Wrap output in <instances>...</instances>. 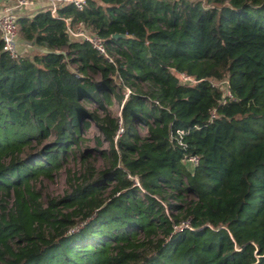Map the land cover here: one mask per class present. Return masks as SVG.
<instances>
[{
    "label": "trees",
    "instance_id": "trees-1",
    "mask_svg": "<svg viewBox=\"0 0 264 264\" xmlns=\"http://www.w3.org/2000/svg\"><path fill=\"white\" fill-rule=\"evenodd\" d=\"M15 24L34 52L0 39V264H264V0H85Z\"/></svg>",
    "mask_w": 264,
    "mask_h": 264
},
{
    "label": "built area",
    "instance_id": "built-area-1",
    "mask_svg": "<svg viewBox=\"0 0 264 264\" xmlns=\"http://www.w3.org/2000/svg\"><path fill=\"white\" fill-rule=\"evenodd\" d=\"M10 2V5L5 6L0 12V39L2 42L1 49L6 52L10 58L17 56L16 46V18L18 17V11L20 9H26L39 0H6ZM42 1V0H40ZM46 5L40 10H47L51 16H54L56 9L64 4H71L76 10H81L85 4V0H43ZM65 25V31L71 39H79L87 42L94 50L99 54L106 57L111 62V58L107 56L105 47L101 40L93 33L85 30L80 22L74 25L69 24V18L63 19ZM177 77L180 82L191 84L193 80L184 73H178ZM128 91V90H127ZM213 115V114H211ZM189 162L195 163L196 159L190 157ZM181 227H186L187 223L181 224ZM178 226V227H180Z\"/></svg>",
    "mask_w": 264,
    "mask_h": 264
},
{
    "label": "rangeland",
    "instance_id": "rangeland-1",
    "mask_svg": "<svg viewBox=\"0 0 264 264\" xmlns=\"http://www.w3.org/2000/svg\"><path fill=\"white\" fill-rule=\"evenodd\" d=\"M15 49L17 51V54L23 53V54L30 55L32 52H34L32 47L21 45L20 41L17 37H16ZM94 79L97 80L98 77L95 76ZM213 84L217 85L222 90V92H224V93L226 92L223 82H214L213 81ZM122 88H123V92H127V88H125V87H122ZM120 94L122 95V91H120ZM109 110L111 111L113 116H118L119 104L117 103V101H115L113 103V105H111L109 107ZM138 132L141 135L145 134L144 129H138ZM97 134L98 133H97L96 129H94V128H89V129L85 130L83 132V138L85 139V142L82 144V146H85L86 148H89V149L93 148V146H94L93 137ZM92 153L95 154V152H92ZM96 160H97L95 162L96 166H100V164H101L100 159L96 158ZM77 167H78L77 163L74 162L73 160L69 159L66 162V164L64 165V167L58 172V174L54 175L52 180L40 179L36 183V186L41 189V193H43L44 195H48V196L61 195L62 191L66 188V181H65L66 171L69 169L74 170Z\"/></svg>",
    "mask_w": 264,
    "mask_h": 264
},
{
    "label": "crops",
    "instance_id": "crops-1",
    "mask_svg": "<svg viewBox=\"0 0 264 264\" xmlns=\"http://www.w3.org/2000/svg\"><path fill=\"white\" fill-rule=\"evenodd\" d=\"M8 5H10L9 1L0 0V12L2 11V9L5 6H8ZM45 5H46V3L43 0L42 1L39 0V1L35 2L34 4H32L31 6H29L26 9H20L17 13L20 16L30 17L34 12H36L37 10H40Z\"/></svg>",
    "mask_w": 264,
    "mask_h": 264
},
{
    "label": "water",
    "instance_id": "water-1",
    "mask_svg": "<svg viewBox=\"0 0 264 264\" xmlns=\"http://www.w3.org/2000/svg\"><path fill=\"white\" fill-rule=\"evenodd\" d=\"M111 38H113V39H119V38L127 39V38H130V36L125 35V34H120V33H114L111 35Z\"/></svg>",
    "mask_w": 264,
    "mask_h": 264
}]
</instances>
